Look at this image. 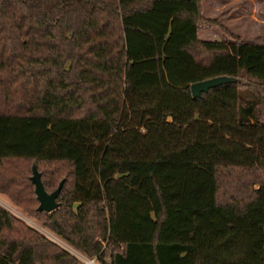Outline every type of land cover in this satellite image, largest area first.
Here are the masks:
<instances>
[{
	"label": "trees",
	"instance_id": "trees-1",
	"mask_svg": "<svg viewBox=\"0 0 264 264\" xmlns=\"http://www.w3.org/2000/svg\"><path fill=\"white\" fill-rule=\"evenodd\" d=\"M0 195L98 264H264V45L201 0H0ZM0 264L78 260L0 207Z\"/></svg>",
	"mask_w": 264,
	"mask_h": 264
},
{
	"label": "rangeland",
	"instance_id": "rangeland-1",
	"mask_svg": "<svg viewBox=\"0 0 264 264\" xmlns=\"http://www.w3.org/2000/svg\"><path fill=\"white\" fill-rule=\"evenodd\" d=\"M248 4L251 5V8ZM201 9L204 18L221 20V23L230 32L240 36L243 42L264 45V0H201ZM225 11H227L226 14ZM197 37L201 41L226 40L218 29L209 27H200L197 31ZM0 207L72 254L77 258L78 264H98L95 259L84 258L52 236L34 219L9 203L3 195H0ZM104 263L108 264L107 256L104 258Z\"/></svg>",
	"mask_w": 264,
	"mask_h": 264
},
{
	"label": "water",
	"instance_id": "water-1",
	"mask_svg": "<svg viewBox=\"0 0 264 264\" xmlns=\"http://www.w3.org/2000/svg\"><path fill=\"white\" fill-rule=\"evenodd\" d=\"M233 80L227 77H216L201 82L193 83L189 86L190 95L192 98H198L200 93H206L209 89L218 87L223 84L231 83ZM31 176L29 178L31 184L33 185V192L35 199L38 203L37 211L49 213L58 207L55 202L62 182H59L55 190L50 193L44 192L42 185L40 183L39 174L37 173L35 167L32 165L30 168Z\"/></svg>",
	"mask_w": 264,
	"mask_h": 264
},
{
	"label": "crops",
	"instance_id": "crops-1",
	"mask_svg": "<svg viewBox=\"0 0 264 264\" xmlns=\"http://www.w3.org/2000/svg\"><path fill=\"white\" fill-rule=\"evenodd\" d=\"M248 6L251 8V5H249L248 4ZM228 11V10H227ZM227 11H225V14H226V12ZM250 13V12H249ZM225 14H223V15H225ZM203 16V15H202ZM219 23L225 28V29H227L222 23H221V20L219 21ZM228 30V29H227ZM229 31V30H228ZM230 32V31H229ZM231 34H233L232 32H230ZM233 35H236V34H233ZM236 36H238V35H236ZM240 37V36H239ZM242 40V39H241ZM243 41V40H242ZM245 43H248V42H245Z\"/></svg>",
	"mask_w": 264,
	"mask_h": 264
}]
</instances>
